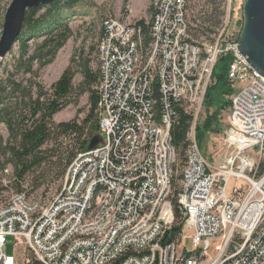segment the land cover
Segmentation results:
<instances>
[{"label":"built area","instance_id":"2783aa9c","mask_svg":"<svg viewBox=\"0 0 264 264\" xmlns=\"http://www.w3.org/2000/svg\"><path fill=\"white\" fill-rule=\"evenodd\" d=\"M187 1L151 0L148 44L136 22L103 20L102 141L77 154L47 203L17 192L0 205V264H21L19 244L40 264H264V172L255 175L264 161V77L239 52L240 30H229V17L216 33L193 38ZM225 55L237 90L223 131L208 132L219 142L210 159L195 126ZM179 108L192 116L175 196L181 230L163 243L176 223L170 129ZM9 238L12 254L4 251Z\"/></svg>","mask_w":264,"mask_h":264},{"label":"trees","instance_id":"16d2710c","mask_svg":"<svg viewBox=\"0 0 264 264\" xmlns=\"http://www.w3.org/2000/svg\"><path fill=\"white\" fill-rule=\"evenodd\" d=\"M82 0H53L47 5H39L26 10L22 32L19 41V56L16 59L15 71L23 67L24 72L31 73L34 64L38 69L48 65L54 59L57 51L72 35V30L66 21L62 20L61 14L65 10L73 9ZM208 14L202 18L203 25L195 29V34L208 36L216 33V29L225 16L224 6L221 1L208 0ZM45 8L46 15L37 17L39 10ZM151 22V21H150ZM144 19L136 21L140 26V34L144 44L150 41L149 26ZM208 22V25H204ZM40 31H42L40 33ZM33 37L34 34H41L42 40L34 50L29 52V45L25 36ZM36 36V35H35ZM34 36V37H35ZM83 54V53H82ZM75 60V55L71 61ZM231 56L221 57L215 64L212 73V83L206 90L203 105L207 108L215 106L212 114H208L201 125L196 124V142L202 149L204 136L208 132L221 131L219 122L222 111L228 109L232 103L231 99H224L225 96L234 95L236 90L230 86L228 79V68ZM79 72L82 81L73 87L75 70L71 63L63 70L61 75L48 89L40 83L35 84L34 96L31 92V83L24 87L20 82L13 79L14 73H10L5 81L0 83V122L4 123L9 132V140L4 142L0 134V154L6 158L7 164H12L14 181L17 192H22V181L25 176L34 173L36 170L45 167L56 170L57 178H63L67 167L78 153L88 150V144L92 137L100 134L99 112H98V89L99 61L97 67H93L91 61L81 56L79 61ZM20 93L22 107L19 113L13 114L9 101ZM88 94V110L83 118L75 117L67 121L55 122L53 115L68 106L77 104V98L82 94ZM18 97V96H17ZM8 104V105H7ZM27 113L28 117L24 115ZM192 122V116L186 114L181 108L178 109V118L171 126L170 135L172 144L182 158L187 149V134ZM44 169V168H42ZM264 172V162L258 166L257 174ZM55 174V173H54ZM47 171L39 175L44 178ZM36 177V178H39ZM176 176L171 177L173 193L171 195L175 209L176 223L170 228L163 239V243L173 241L178 236L181 225H179L180 213L177 208L175 196L180 186L177 184ZM182 178V173L180 175ZM36 184L35 187L39 186ZM30 264H40L31 259Z\"/></svg>","mask_w":264,"mask_h":264},{"label":"rangeland","instance_id":"374dc122","mask_svg":"<svg viewBox=\"0 0 264 264\" xmlns=\"http://www.w3.org/2000/svg\"><path fill=\"white\" fill-rule=\"evenodd\" d=\"M208 0H188L187 1V18L190 23V35L196 40H202L201 36L195 34L202 22V18L207 16ZM221 1V5H226V0H214ZM11 0H0V35L2 31V24L5 11L10 4ZM243 0H234L231 8V12H226L225 17L230 18L229 30L232 28L234 31L241 30L243 24L242 4ZM151 0H82L76 4L73 9L65 10L61 14L62 20L66 21L72 30V35L63 44V46L57 51L54 59L51 63L38 69V65L34 64L32 67L33 72L26 73L24 68L21 67L15 71L16 59L19 56V41L13 46L3 58H0V83L5 81L10 73H14L13 79L16 82H20L22 86L28 87L31 83H34L31 87V92L34 96L35 84L40 83L45 89H48L50 85L58 79L63 70L71 63L75 70L73 77V87L77 89V86L82 81V75L79 72V61L81 56L88 58L93 67H97L98 64V45L102 33V22L107 17H115L125 23L136 22L140 19H144L146 23L151 21ZM243 5V4H242ZM128 8L130 10H128ZM46 15V9L43 8L37 13V17H44ZM224 17V18H225ZM205 21V20H203ZM203 23V22H202ZM204 25H208V22H204ZM42 31H40L41 33ZM36 35V36H35ZM29 52L31 53L37 44L42 40L41 34H34L33 37L25 33ZM83 53V54H82ZM75 55V60L72 62L71 57ZM213 84V83H212ZM231 86V85H230ZM237 90L236 88L232 87ZM18 96V97H17ZM233 95H227L224 99H232ZM10 108L15 115L19 113L22 107V99L20 93H16V97L11 98L9 101ZM8 105V104H7ZM88 110V94H82L77 98V104H69L59 112L53 115L55 122L67 121L75 117L83 118ZM215 110V106L207 108L203 105L202 110L199 113L198 124L201 125L208 114H212ZM228 109L221 112L219 122L221 124V131H223L226 124V115ZM24 115H28L24 113ZM28 117V116H27ZM196 127V126H195ZM220 132V131H219ZM0 134L2 135L4 142L9 140V132L4 123L0 122ZM215 133L214 135H217ZM208 135V133H207ZM204 136L202 143V149L204 153L211 159L212 155L215 157V152L218 150L219 142L211 138V136ZM196 138V137H195ZM255 153V151H253ZM186 155V153H184ZM264 162V161H262ZM184 158L176 151L175 160L172 164V175L178 177L177 184L181 185L180 175L184 167ZM261 162L258 163V166ZM44 168V169H42ZM36 170L34 173L25 176L22 181V192H24L28 199L31 201H38L41 204L47 203L61 188L63 184V178H57L56 170H51L42 167ZM257 170V169H256ZM47 171V175L42 178L39 175ZM55 173V174H54ZM254 174V173H253ZM258 176V174H255ZM39 176V178L36 177ZM234 179H231L229 185H233ZM39 186L35 187L36 184ZM17 193L16 184L14 181V171L12 164H7L6 158L0 154V205L8 201V199ZM173 188L171 186V195ZM187 244V242H186ZM13 241L11 238L5 244L4 251L7 254L13 253ZM19 253V261L25 258L32 259V254L29 250L24 249V246L19 244L16 247Z\"/></svg>","mask_w":264,"mask_h":264},{"label":"water","instance_id":"95a60500","mask_svg":"<svg viewBox=\"0 0 264 264\" xmlns=\"http://www.w3.org/2000/svg\"><path fill=\"white\" fill-rule=\"evenodd\" d=\"M53 0H11L3 19L0 35V58L12 50L20 38L27 9L47 5ZM243 24L238 50L247 63L264 77V0H245L242 5ZM102 141L100 134L91 138L88 149Z\"/></svg>","mask_w":264,"mask_h":264}]
</instances>
